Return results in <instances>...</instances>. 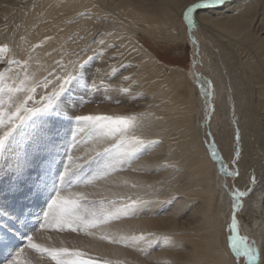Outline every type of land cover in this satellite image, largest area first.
Segmentation results:
<instances>
[{"label": "bare ground", "instance_id": "obj_1", "mask_svg": "<svg viewBox=\"0 0 264 264\" xmlns=\"http://www.w3.org/2000/svg\"><path fill=\"white\" fill-rule=\"evenodd\" d=\"M192 2L0 0V72L1 61L9 55L24 59L28 70L47 69L88 45L76 65L72 84L73 89L81 86L75 92L80 103L105 97V106L90 109L108 115H114L110 108L114 102L120 104L119 111L129 110L135 103L142 110L150 104L159 108L152 109L153 122L143 136L163 142L146 157L136 159L131 170L111 179L108 190L126 193L130 192L127 187L136 186L142 191L147 181L155 182V174L172 179L160 186L164 188L160 201L142 206L146 217L119 219L117 225H110L112 235L121 237L160 226L176 239L167 240L169 250L152 253L154 259L164 258L175 245L182 244L183 264H237L227 247L225 226L234 200L230 196L238 188L246 193L241 203L245 201L251 219L246 230L257 249L264 250V0H230L195 14L204 72L214 90L211 129L222 122L225 159L238 173L230 191L205 133L209 87H201L193 76H183L180 70L167 69L136 40V33L142 32L161 41L180 42L182 12ZM86 60L90 61L81 68ZM126 76L128 80L123 79ZM180 163L185 173L176 172ZM158 210L160 214L148 217ZM96 239L89 245L92 252L147 263L141 259V242L126 249Z\"/></svg>", "mask_w": 264, "mask_h": 264}, {"label": "rangeland", "instance_id": "obj_2", "mask_svg": "<svg viewBox=\"0 0 264 264\" xmlns=\"http://www.w3.org/2000/svg\"><path fill=\"white\" fill-rule=\"evenodd\" d=\"M228 1L230 0H225V2ZM217 6L219 5L207 7V9ZM203 9L205 10L206 8ZM203 9H198L196 12ZM179 33L183 39L178 43L161 41L142 32L136 33L138 34L136 40L167 69L180 70L183 76H193L194 78H192L195 83L197 82L199 85L203 83L207 88L209 87L206 91V97H208L206 98L207 107L204 116L205 133L209 135V142L216 151V158L220 162V167L221 163L227 167V172L222 171V173L225 175L227 180L226 186L230 191V188H233L235 184V177L237 175L233 176L228 173H237V171L228 166L225 159L224 153L226 150L223 146L224 141L221 133L223 130L221 127L223 126L222 122H218L220 126L214 129L216 132L211 129V117L215 106L214 90L213 85L210 83L212 82L210 76L204 72V58L202 57L199 33L196 28L190 27L183 17L179 26ZM87 47L89 46L84 44L74 54L70 55L66 61L58 59L47 69L28 70V65L25 64L24 59H11L12 55L6 56L1 61L3 63L1 64L3 70L0 72L2 74L0 75V88L4 89V91L0 92V114H2L0 115V119L3 120V123L0 124V134L6 130L5 125L19 105H24L27 108L42 107L46 101H43L41 97L48 96L53 92H59L60 84L63 83V79L67 75L71 74L76 77V65L81 55H85L87 52ZM89 61L86 60L82 63L81 68ZM122 68L126 67L122 66ZM119 69L121 70V67ZM74 80L75 78L66 85L65 91L52 110L47 113L38 114L23 127L17 129V132L6 146L3 159H0V264H8V261L12 259V253L17 249H24V253L18 258V262L27 259L31 261V264H55V261L46 252H37L27 247V237L29 236L32 237V243L42 249L61 247L80 249L97 259L99 264H103L105 260L112 261L114 264H136L131 260L129 261L119 256H107L89 250V245L93 243L92 240L98 238L101 234L115 237L109 228H111L110 225H117L116 221L118 220H110L99 228L91 229L90 231L94 233L93 236L87 234L88 230L77 232H72L69 229L56 230L45 222L44 211L47 209L49 200L57 192L65 198L73 197L76 193H83L89 201H100L101 199H115L119 201L121 198L131 197L146 201L145 204L143 203L140 206L138 214L131 218V220H137L139 215L141 218L147 215L141 212V210L143 211L142 206H145L147 203L160 201L164 193V191H161L164 190L162 187L169 184L172 180L170 176L157 178L159 176L155 174L154 177L152 174L155 182L147 181L144 184L145 188L143 190H146L144 192L136 186L127 187V190L130 192L127 191L126 193L108 190L111 179L131 170V167L136 164L135 162L146 157L149 151H152L163 142L159 138L147 137V139L143 136L146 132L144 129L148 128L153 122L152 109L158 110L159 108L150 104L142 110L135 103L130 106L129 110H124V112L118 110L120 108L118 102L111 103V106H109L111 110H114V115L136 117L134 128L129 135L139 137L145 141V145L130 161L116 162L103 158L97 159L96 154L98 152H101L105 147L111 146L116 141L112 137H97L96 133L87 127L78 126L72 117L74 115H96V112L91 111L90 108L105 106L104 104L107 103L106 100L108 99L101 97L93 101V103H91L90 99L80 103L77 96H75L77 95L75 92H78L81 86H76L73 89L72 84ZM9 87L14 89L21 88L22 90L9 93L7 90ZM31 88H34L35 91L29 92L28 89ZM29 96H31V99H28ZM100 113L104 114L105 112ZM100 113L98 112L97 114ZM105 115H108V113ZM109 115H112V113H109ZM152 139L157 143H152ZM147 148L148 151L144 150ZM112 164H114V168L107 166ZM183 166V163H180L177 167L176 172L178 174L181 171L186 172ZM65 171L67 175L65 181L61 183L59 177ZM150 171V173L153 172L152 169ZM156 171H160V167H157ZM241 178L242 181L246 180L243 176ZM132 187L134 189L136 187L135 192H131L134 191ZM236 192H240L239 188ZM230 197H233L232 200L234 199V196ZM242 198L239 197L237 200L239 206L235 210V213L232 209L233 202L227 211L228 218L225 226V235L230 253L229 237L232 233L229 225L234 214L238 223L237 234L241 238L246 237L247 241L256 247L255 242L246 230L251 219L246 215L247 205L245 201H243L244 204L243 202L241 203ZM95 207L98 209L99 204L97 203ZM159 211L152 212L153 214L149 213L148 217L160 214L161 211ZM243 217L246 220L244 222ZM3 230L8 232L9 236H6ZM141 234L146 238L144 241H138L137 243L141 242L144 245L140 247V250L142 254L141 259L145 260L144 262L147 261L146 264H183L185 261L184 252H180L179 249L182 244L175 245L174 249L168 251V254L162 259H154V254L151 256L152 253L159 252V250H164L165 248L169 250V241L176 239L173 238V235H167L168 233H165L160 226L156 228L151 227L147 232L133 230L126 234L124 233L122 236L128 237ZM13 239L15 242H12ZM103 241L109 242L108 240ZM149 241H155L156 243L150 247ZM134 243L127 244V242H121L116 244L110 243V245L112 244L111 246L117 248L131 249L135 247ZM183 245L185 246L186 244L183 243ZM231 255L237 264H245L243 257L235 258L233 253Z\"/></svg>", "mask_w": 264, "mask_h": 264}, {"label": "snow or ice", "instance_id": "obj_3", "mask_svg": "<svg viewBox=\"0 0 264 264\" xmlns=\"http://www.w3.org/2000/svg\"><path fill=\"white\" fill-rule=\"evenodd\" d=\"M225 0H193L189 5L185 6V10L182 12V17L187 21L190 27L198 28L199 20L195 18L194 13L198 9L207 8L213 5H222ZM99 44L103 45L104 41L100 40ZM99 71V70H98ZM115 71V70H113ZM2 75V74H0ZM75 77L71 74L67 75L63 79V83L60 84V91L53 92L48 96L41 97L46 103L42 107L27 108L24 105H19L11 118L5 125L6 130L0 134V159H3L6 146L13 138L17 129L23 127L33 117L40 113H47L53 109L62 93L65 91L66 85ZM59 79V78H58ZM124 80H128L129 77H124ZM103 84V81H101ZM203 87V83L201 85ZM9 93L19 92L21 88L8 89ZM4 91L0 88V92ZM29 92H34L35 89H28ZM127 91V89H124ZM31 99V96L28 97ZM23 112V114H21ZM2 115V114H0ZM74 122L78 126L87 127L91 131L95 132L97 137H112L116 142L109 147L103 148L101 152L96 154L97 159H108L116 162L130 161L136 156L141 148L145 145V141L135 135H129L134 128L135 116L127 115H105V114H88V115H74L72 117ZM3 120L0 119V124ZM239 134H237L238 136ZM157 143V142H152ZM211 154L216 157V151L212 145H209ZM239 155V153H237ZM113 167L112 165H107ZM221 170L227 172V167L221 163ZM229 175H238V173H228ZM67 172L60 174V181H65ZM253 183L255 177L252 178ZM245 192H236L234 194V201L232 203V209L235 210L239 206L237 200L239 197L245 196ZM82 202H84L82 204ZM99 204V208L95 207ZM144 201L140 199H133L131 197L121 198L119 201L115 199H101L100 201H89L87 196L83 193H76L73 197H62L59 192L53 196L47 205V209L44 211L45 222L51 225L56 230L69 229L72 232L81 230H88V235H94L91 229L99 228L107 224L110 220H119L122 218H132L138 214V210ZM43 226V225H42ZM232 235L229 237L231 253L235 258L243 257L245 264H264V250L257 249L254 245L247 241V238H241L238 233V223L236 215L234 214L229 225ZM29 249H34L37 252H46L47 255L55 261V264H99L98 260L87 254L86 252L67 247L61 248H48L42 249L38 245L32 243V237H27ZM100 240H108L110 243H121L143 241L145 236L132 235L111 237L106 234L99 236ZM155 241H149V246L155 245ZM24 249H17L12 253V259L8 261V264H31L30 260L24 259L18 262V258L22 256ZM103 264H114L112 261L105 260Z\"/></svg>", "mask_w": 264, "mask_h": 264}]
</instances>
